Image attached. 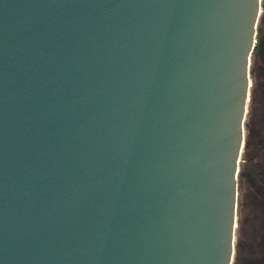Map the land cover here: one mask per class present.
<instances>
[{
  "label": "water",
  "instance_id": "1",
  "mask_svg": "<svg viewBox=\"0 0 264 264\" xmlns=\"http://www.w3.org/2000/svg\"><path fill=\"white\" fill-rule=\"evenodd\" d=\"M260 0H0V264H231Z\"/></svg>",
  "mask_w": 264,
  "mask_h": 264
},
{
  "label": "flooded vegetation",
  "instance_id": "2",
  "mask_svg": "<svg viewBox=\"0 0 264 264\" xmlns=\"http://www.w3.org/2000/svg\"><path fill=\"white\" fill-rule=\"evenodd\" d=\"M231 264H264V0L248 65Z\"/></svg>",
  "mask_w": 264,
  "mask_h": 264
}]
</instances>
